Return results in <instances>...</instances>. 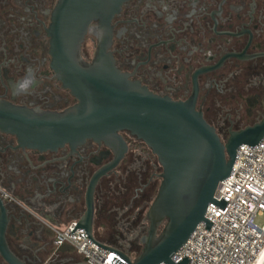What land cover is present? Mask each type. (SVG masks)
<instances>
[{"label": "flooded vegetation", "instance_id": "1", "mask_svg": "<svg viewBox=\"0 0 264 264\" xmlns=\"http://www.w3.org/2000/svg\"><path fill=\"white\" fill-rule=\"evenodd\" d=\"M58 1L0 0V101L54 112L78 103L50 50ZM111 25L116 67L156 95L194 102L223 142L263 121L264 0H127ZM97 45L93 22L81 48L86 63ZM29 66L34 92L14 96L12 84ZM119 133L128 149L111 166L115 147L104 140L40 149L0 129V264L86 263L76 249L58 252L55 233L86 215L95 177L96 238L133 258L140 253L163 168L143 140Z\"/></svg>", "mask_w": 264, "mask_h": 264}, {"label": "water", "instance_id": "2", "mask_svg": "<svg viewBox=\"0 0 264 264\" xmlns=\"http://www.w3.org/2000/svg\"><path fill=\"white\" fill-rule=\"evenodd\" d=\"M125 2L58 1L48 28L50 50L59 79L78 103L54 112L0 101V129L16 133L23 145L40 149L67 143L81 145L88 138L104 140L115 147L111 166H116L128 149L120 131L127 130L143 140L163 171L158 193L147 212L149 226L141 238L140 253L133 258L96 238L91 199L97 177L88 193L89 209L71 233L85 229L92 242L124 260L114 256L112 264H188L190 257L185 255L175 263L173 256L201 222L210 230L214 222L205 217L210 203L221 209L228 203L224 197L220 201L214 198L216 190L231 174L239 146H254L264 139V119L232 132L225 143L194 102L156 95L129 80L108 52L113 36L111 21ZM93 22H98V45L93 62L86 63L81 48ZM65 248L75 249L64 244L58 252Z\"/></svg>", "mask_w": 264, "mask_h": 264}, {"label": "built area", "instance_id": "3", "mask_svg": "<svg viewBox=\"0 0 264 264\" xmlns=\"http://www.w3.org/2000/svg\"><path fill=\"white\" fill-rule=\"evenodd\" d=\"M224 197L228 203L221 209L213 203L205 217L214 222L208 231L201 222L187 242L173 256L177 263L185 255L188 264H255L264 248V224L257 218L264 216V139L251 146H239L231 174L219 183L214 198ZM76 222L56 230L55 244H68L87 264H112L114 252L92 242L85 229L75 228ZM164 264V263H162Z\"/></svg>", "mask_w": 264, "mask_h": 264}, {"label": "clouds", "instance_id": "4", "mask_svg": "<svg viewBox=\"0 0 264 264\" xmlns=\"http://www.w3.org/2000/svg\"><path fill=\"white\" fill-rule=\"evenodd\" d=\"M172 19H173L172 17H169L170 21ZM36 85H37L36 71L34 68L29 66L26 69L25 75L20 80L13 82L12 94L14 96L32 95ZM36 111H39V109H36Z\"/></svg>", "mask_w": 264, "mask_h": 264}, {"label": "bare ground", "instance_id": "5", "mask_svg": "<svg viewBox=\"0 0 264 264\" xmlns=\"http://www.w3.org/2000/svg\"><path fill=\"white\" fill-rule=\"evenodd\" d=\"M263 263H264V248L255 264H263Z\"/></svg>", "mask_w": 264, "mask_h": 264}, {"label": "rangeland", "instance_id": "6", "mask_svg": "<svg viewBox=\"0 0 264 264\" xmlns=\"http://www.w3.org/2000/svg\"><path fill=\"white\" fill-rule=\"evenodd\" d=\"M257 223H258L259 225H263V224H264V216H259V217L257 218Z\"/></svg>", "mask_w": 264, "mask_h": 264}, {"label": "trees", "instance_id": "7", "mask_svg": "<svg viewBox=\"0 0 264 264\" xmlns=\"http://www.w3.org/2000/svg\"><path fill=\"white\" fill-rule=\"evenodd\" d=\"M139 251H141V249Z\"/></svg>", "mask_w": 264, "mask_h": 264}]
</instances>
